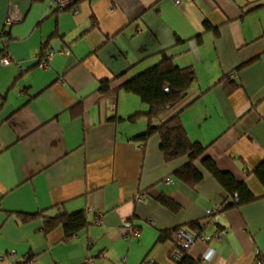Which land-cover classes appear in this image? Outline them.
Returning a JSON list of instances; mask_svg holds the SVG:
<instances>
[{
  "label": "crops",
  "instance_id": "1",
  "mask_svg": "<svg viewBox=\"0 0 264 264\" xmlns=\"http://www.w3.org/2000/svg\"><path fill=\"white\" fill-rule=\"evenodd\" d=\"M48 3L0 0V57L12 59L0 63V264H175L160 233L207 219L228 197L206 170L194 188L179 180L188 158L166 161L159 134L137 138L176 112L190 139L259 197L216 213L207 233L227 231L189 255L212 249L205 264H264V185L247 173L264 158V0ZM164 52L196 80L166 114L131 121L149 106L119 87ZM79 211L88 225L74 236L62 225L44 230L46 219Z\"/></svg>",
  "mask_w": 264,
  "mask_h": 264
},
{
  "label": "trees",
  "instance_id": "2",
  "mask_svg": "<svg viewBox=\"0 0 264 264\" xmlns=\"http://www.w3.org/2000/svg\"><path fill=\"white\" fill-rule=\"evenodd\" d=\"M207 27H210V25L208 24ZM44 56L45 53L42 57L44 58ZM41 60L38 62L39 65ZM195 80L196 74L192 67L175 64L173 58L164 52L163 59L157 64L121 83L120 89L136 94L149 106L147 112H137L132 114L128 119L135 121L144 115L151 120L154 117L166 114L172 107L181 102ZM101 91L109 95L115 91L114 88H111L110 80L102 81ZM156 133L160 135V146L166 161H171L182 156H187L188 158L187 163L175 173L179 180L194 188L202 181L204 178L203 170H206L223 187L228 197L222 205H219L220 209L216 213L223 209L239 208L259 198L254 195L245 181L238 180L229 171L221 170L212 157L207 155V146L190 139L179 112L171 114L158 126L149 124L146 131L138 135L137 138L147 141ZM247 173L255 175L264 185V158L255 168L249 169ZM157 199L170 209L177 210L179 207L167 194L160 193ZM216 213L208 215L207 219L204 220H197L187 225L165 229L160 233L158 242L169 239L172 241L173 247V235L179 229H185L191 233L195 237V242H197L200 240V235L197 232L207 233V224L214 219ZM19 216L22 219L29 217L24 214H19ZM58 225L64 227L66 238H69L86 227L88 219L83 211L74 213L62 212L55 217L46 219L44 230L50 231ZM190 249L185 251V255L181 260L172 259L171 254L170 257L175 264H200V258H193L189 255Z\"/></svg>",
  "mask_w": 264,
  "mask_h": 264
},
{
  "label": "built area",
  "instance_id": "3",
  "mask_svg": "<svg viewBox=\"0 0 264 264\" xmlns=\"http://www.w3.org/2000/svg\"><path fill=\"white\" fill-rule=\"evenodd\" d=\"M76 1L77 0H49L48 4L51 8H54L56 10H64V9L75 6ZM174 2L179 3V0H174ZM73 9L76 10V8H73ZM14 21H15L14 19L8 18L9 23H13ZM54 53H55L54 50H50L49 52L45 53L44 58H42L40 62V66L42 67L48 66ZM0 63L3 65H9L12 63V59L7 54H4L0 57ZM232 73L236 74L235 71ZM172 181L173 179L171 177L166 178L167 183H171ZM143 198L144 196L142 194H138L136 196V199L138 201H142ZM219 209L220 207L216 206V207L208 209L207 213L208 215H211V214L216 213ZM226 231L227 229L225 227H218L216 228V231L213 234L200 233V232H197V233H199L200 235L199 239L206 242L212 239L219 238ZM138 234H139V230L134 228L127 234V237H130L132 235L137 236ZM173 244L174 245L170 251L171 257L174 260H181L185 255V251L190 249L195 244V237L191 233L186 231L185 229H179L174 232ZM11 252L13 253V251ZM213 254H214V250L211 249L210 251H208V253L201 258L200 264H205V262L208 261L213 256ZM2 256L3 255L0 254V258ZM124 261H125V258H121L118 260V263L123 264ZM258 262L261 263V259H258ZM16 264H35V263L31 257H27L24 260H22V262H19Z\"/></svg>",
  "mask_w": 264,
  "mask_h": 264
}]
</instances>
